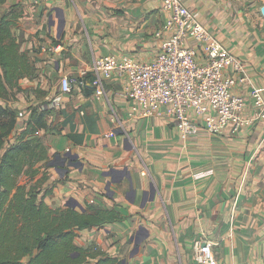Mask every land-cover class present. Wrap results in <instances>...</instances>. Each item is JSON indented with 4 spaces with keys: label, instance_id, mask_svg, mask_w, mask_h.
<instances>
[{
    "label": "crops",
    "instance_id": "crops-1",
    "mask_svg": "<svg viewBox=\"0 0 264 264\" xmlns=\"http://www.w3.org/2000/svg\"><path fill=\"white\" fill-rule=\"evenodd\" d=\"M181 1L243 62L246 80L233 90L244 98L243 115L252 116V90L264 87V0ZM6 13L34 73L19 80L14 98H0L17 113L0 157L25 128L29 107L47 110L50 128L36 133L46 158L29 186L53 209L73 199L119 215L79 230L76 246L96 245L124 264H199L193 243L201 239L212 243L218 264H264V118L237 132L182 137L169 118L128 119L126 103L116 102L124 129L106 136L111 111L89 84L92 58L151 59L166 38L156 36L168 15L159 0H5L0 16ZM189 44L202 55L199 42ZM63 76L85 83L64 93ZM124 82L107 84L114 90Z\"/></svg>",
    "mask_w": 264,
    "mask_h": 264
},
{
    "label": "built area",
    "instance_id": "built-area-1",
    "mask_svg": "<svg viewBox=\"0 0 264 264\" xmlns=\"http://www.w3.org/2000/svg\"><path fill=\"white\" fill-rule=\"evenodd\" d=\"M159 1L168 15L156 36L166 33V38L151 59L137 61L130 55L92 58L89 84L93 95L103 99L111 111L113 127L106 136L124 129V121L115 110L116 102L126 103L128 119L168 117L182 137L201 130L220 134L227 127L237 132L254 119L264 118V99L260 95L264 87L253 88L256 110L248 117L243 115L244 98L233 90L238 82L246 80L243 62L196 21L181 0ZM190 38L201 44L202 55L189 44ZM121 77L124 84L112 90L108 81ZM74 83L85 82L78 76L61 77L62 92H70ZM55 101L59 102L60 97ZM193 256L199 264H218L210 241H194Z\"/></svg>",
    "mask_w": 264,
    "mask_h": 264
},
{
    "label": "trees",
    "instance_id": "trees-1",
    "mask_svg": "<svg viewBox=\"0 0 264 264\" xmlns=\"http://www.w3.org/2000/svg\"><path fill=\"white\" fill-rule=\"evenodd\" d=\"M12 25L7 13L0 16V98L4 100L14 98L15 89L20 90L19 80L34 73V64L20 51ZM29 110L25 128L0 157V264H124L118 257L93 251V245L74 244L79 230L118 219L114 209L95 205L82 210L70 206L53 209L38 198L36 185L19 182L24 173L34 177L38 173L34 165L46 158L43 140L36 133L50 128L45 121L47 110ZM16 118L6 102L0 103V149ZM26 256L29 259L24 261Z\"/></svg>",
    "mask_w": 264,
    "mask_h": 264
},
{
    "label": "rangeland",
    "instance_id": "rangeland-1",
    "mask_svg": "<svg viewBox=\"0 0 264 264\" xmlns=\"http://www.w3.org/2000/svg\"><path fill=\"white\" fill-rule=\"evenodd\" d=\"M163 117H166V116H163ZM166 118H168V117H166ZM140 162H141V166H143V168H144V165H145V164L142 163L143 160L140 161ZM28 178H29L28 175H27L26 173H24V174L21 175V177H20V183L29 186ZM68 201H70V200H68ZM71 202H73V201H71ZM88 206H89V205H86V206L81 205V204L78 202V204L75 206V208L78 209V210H82V208H83V209H86ZM91 246H92V245H91ZM92 247H94V248H93V251H97L98 248H97L96 245H93ZM28 259H29V257L26 256V257L24 258V261H27ZM120 260L122 261V258H120ZM90 262H93V260H90Z\"/></svg>",
    "mask_w": 264,
    "mask_h": 264
},
{
    "label": "water",
    "instance_id": "water-1",
    "mask_svg": "<svg viewBox=\"0 0 264 264\" xmlns=\"http://www.w3.org/2000/svg\"><path fill=\"white\" fill-rule=\"evenodd\" d=\"M261 12L264 15V5L261 7ZM71 201H73V202H71ZM77 204L78 203L76 201H74L73 199H70V201L67 202V206H70V207H75ZM123 263H124V261H123Z\"/></svg>",
    "mask_w": 264,
    "mask_h": 264
}]
</instances>
